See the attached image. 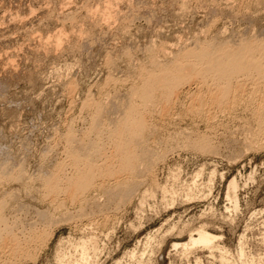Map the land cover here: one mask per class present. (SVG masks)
Instances as JSON below:
<instances>
[{
  "label": "rangeland",
  "instance_id": "rangeland-1",
  "mask_svg": "<svg viewBox=\"0 0 264 264\" xmlns=\"http://www.w3.org/2000/svg\"><path fill=\"white\" fill-rule=\"evenodd\" d=\"M263 32L264 0H0V173L15 179H1L0 231L26 248L15 254L0 240V264H264V124L246 103L251 93L264 103L258 82L240 78L238 107L208 103L199 117L186 108L195 97H219L215 83L207 82L211 94L197 75L180 82L171 103L163 96L143 111L147 126L135 146L147 158L141 176L98 180L104 189L96 184L79 207L66 201L58 209L41 184L58 164L66 175L75 171L66 134L74 136L70 148L85 157L91 149L87 158L102 164L113 129L138 101L141 70L158 75L179 63L183 74L202 48L264 47ZM81 140L98 143L86 148ZM199 230L213 245L185 251ZM35 231L41 243L27 241Z\"/></svg>",
  "mask_w": 264,
  "mask_h": 264
},
{
  "label": "bare ground",
  "instance_id": "bare-ground-1",
  "mask_svg": "<svg viewBox=\"0 0 264 264\" xmlns=\"http://www.w3.org/2000/svg\"><path fill=\"white\" fill-rule=\"evenodd\" d=\"M91 21V20H90ZM82 30V29H81ZM262 31V30H261ZM258 32V31H257ZM264 33V32H263ZM86 35V34H85ZM260 35V34H259ZM80 36H81V34H80ZM263 36V35H262ZM260 37V36H259ZM264 37V36H263ZM80 38H82V37H80ZM256 39V38H255ZM255 39H254V41H255ZM258 41V40H257ZM259 41H262V40H259ZM262 43V42H261ZM244 44V43H243ZM242 44V45H243ZM263 44V43H262ZM224 45V44H223ZM238 46V45H236V46H238V48L236 47V46H234V47H236V49H234V51H232V50H229L228 48H225L224 47V50L225 51H221V46H220V50H219V52L217 53V52H215V50L213 49V48H207V46H206V48H202V50H200L199 51V53H197L198 51H196L195 52V54H196V58H194V53L192 54L193 55V58L195 59V60H193L194 61V63L192 64V62H190L189 64H188V58H187V67H189L188 69H186L187 71L186 72H184L183 74H182V72L183 71H185L183 68H185V66L186 65H184V67L181 65V66H178L179 65V63H175L176 61H178L176 58V60H174V63L175 64H178V65H176V68H174V66H172L173 68H164V69H162L161 71H159V72H161L160 74H158L157 75V73L156 74H153L152 76H151V74L152 73H154V72H151V73H144V72H147V71H145V70H141L140 71V75L142 76V79H143V77L144 76H146V77H144V81H143V84H142V87L141 88H138L137 89V87L135 88L136 90L134 91V89H133V92L135 93V95H136V97H138L137 99H138V101H140V103H138V101L136 100L135 101V105H130L129 103V107L130 108H128V110H127V112L124 114V116L119 120V119H116V120H119L118 121V123H119V125L120 126H118V125H116V127L118 126L119 128H118V132H117V128L115 129L114 127V129L113 130H116V132H114V136L112 137V139H113V142H111L112 141V139H111V143H112V149H110L109 150V154H106V156H105V154H103L104 156V158H103V162H102V164L101 165H98L97 163H94V161H98V159L97 158H94V156H95V151H92V154H93V152H94V154H93V158L95 159V160H92L93 162H91V160H89V159H91L90 157H89V159L87 158L88 156H89V153H90V151H91V149H89L90 151H89V153H87L86 155H87V157H85V156H83L82 155V153L85 155V152H84V150H83V148L81 149L82 151H80V152H78L80 149H78V151L75 149V148H77L76 146H74L75 148H70L69 146H71V143H70V141H71V136H73V135H71L72 133L71 132H69V133H71L70 135L69 134H66V136L67 137H64L65 138V141H67V142H65V143H68V144H70L68 147H67V152H65V153H67L69 156V167H72L71 169H74L75 171L73 172V174L72 173H70L71 175H69V173L66 175V174H64V173H62V168L61 167H63L62 166V164H58V167L61 165V167L57 170V169H54V170H56V172H54L53 173V170H52V173H51V175L50 174H48L46 177H44L45 179H44V181H43V179H42V181H41V184H43L42 182H44V187H45V191H47V197L50 199V200H53L54 201V205H56L57 206V208L58 209H64L65 207H69V206H67L68 204L70 205L71 203L72 204H80L81 203V201H83V198H85V196H86V194L87 193H89V192H91V190L94 188V190H95V188L97 187V189H99L100 187L101 188H103L104 189V187H102L101 185H102V183H100L99 185H98V183H96V182H98V180H102L103 182H106V180H108V179H110V178H112V180H113V177H114V179L116 178L117 179V177L116 176H118L119 174L120 175H122L123 173H124V175L127 173V174H129V176H136V172H138L139 171V174L138 175H140L141 176V174L140 173H143L142 171L144 170L143 169V166L142 165H144L143 164V156L145 155H142V154H140V153H138L137 151H136V148H135V146H137L138 147V145H140L139 144V142L141 141L140 140V138H141V132H143L144 130H145V128H146V120H145V114L147 115V112L145 111V112H143L145 109H147V108H149V106H154L153 104H155L156 102H159V99L161 98V97H165V98H168L169 100H170V103L172 102V100L174 99L173 98V95H174V93L176 92L175 90V87H176V85H178L180 82H183V81H185V83L186 82H188V81H186V80H190L193 76H195V75H197L198 77H200L201 79H199V80H202V82L201 83H203V86H204V88L206 89H208L209 88V84L207 83L208 81H211V82H214L215 84H213L214 86H215V88H216V91H214L213 90V92L215 93L216 92V95L217 94H219V97H218V95L217 96H212L213 94H212V91H210L209 89V93H211L212 95H210V94H205V96L203 97V95L202 96H199L200 94V92L198 91V94L199 95H197V96H199L198 98H196L195 96V98H191L192 99V101H190V103L191 104H189L190 106H188L187 108H186V113H188V114H192L193 116L194 115H197V117H199L198 115H201L200 113H202L203 111H204V109H202V107H204L205 108V105H207L208 103H215L218 107H220L219 105L221 104V102H222V100H226V102H227V100L229 101V103H228V105L231 107V106H234V107H238V106H236V104L239 102V104H240V100H241V97L239 98L238 96H236V92L238 91V89H239V85H240V82H238V81H240L241 79L240 78H243V79H245V80H251L252 82H258L259 84H255L256 86L258 85L259 86V88L257 89L256 88V90L257 91H255V92H257V93H259V94H263L264 93V47H262V46H256L257 44H251V43H249V44H246L245 43V45H243V46ZM258 45H261V44H259L258 43ZM211 46V45H210ZM210 46H208V47H210ZM214 46V45H213ZM212 46V47H213ZM233 46V45H232ZM83 47V46H82ZM218 47V46H217ZM229 48H230V46H228ZM214 48H215V46H214ZM78 49V48H77ZM215 49H217V48H215ZM231 49H232V47H231ZM164 50V49H163ZM192 50V49H191ZM198 50V49H197ZM195 51V50H194ZM217 51V50H216ZM181 52V51H180ZM188 52H190V51H188ZM217 53V54H216ZM182 54V53H181ZM190 54V55H191ZM177 55V54H176ZM183 55H186V57H187V53H185V54H183ZM189 55V56H190ZM178 56H180V55H178ZM177 56V57H178ZM184 59H185V57H183ZM183 58H182V56H181V59L183 60ZM173 59V58H172ZM192 60V59H191ZM179 61H180V59H179ZM173 63V62H172ZM182 63V62H181ZM160 65V64H159ZM167 67H168V65H166ZM178 66V67H177ZM161 67V66H160ZM181 67H183V68H181ZM144 68V67H143ZM160 69V68H159ZM149 74V75H148ZM155 75V76H154ZM157 75V76H156ZM197 76H195V77H197ZM194 78V77H193ZM240 79V80H239ZM108 80H109V78H108ZM111 80V79H110ZM115 80V79H114ZM191 80H195V79H191ZM190 80V81H191ZM196 80H197V78H196ZM199 80H197V81H199ZM245 80H243L244 82H245ZM112 81H113V79H112ZM109 82V81H108ZM117 82V81H116ZM247 82V81H246ZM110 83H112V82H110ZM210 83V82H209ZM238 83H239V85H238ZM243 83V82H242ZM74 84V83H73ZM113 84H115V82L113 83ZM181 84V83H180ZM179 84V85H180ZM182 84H184V82L182 83ZM211 84V83H210ZM243 84H246V83H243ZM243 84H242V88H243ZM248 84V83H247ZM67 85V84H66ZM69 85V84H68ZM117 85V84H116ZM254 85V84H253ZM255 85H254V88H255ZM74 86V85H73ZM201 86V88H203L202 87V85H200ZM210 87H213V86H210ZM75 88V87H74ZM179 88V87H178ZM199 88V87H198ZM214 87L212 88V89H215ZM242 88H241V90H242ZM73 89V88H72ZM71 89V90H72ZM211 89V88H210ZM70 90V91H71ZM207 90V91H208ZM245 90V89H244ZM244 90H243V92H244ZM175 91V92H174ZM206 91V92H207ZM246 91V90H245ZM259 91V92H258ZM132 92V96H134V93ZM240 91H238V93H239ZM115 93V92H114ZM237 93V94H238ZM241 93V92H240ZM129 94V93H128ZM242 94V93H241ZM241 94L239 95V96H241ZM258 94V95H259ZM3 95V94H2ZM196 95V94H195ZM129 96H131V95H129ZM131 96V97H132ZM191 96H193V95H191ZM251 96L253 97V99L252 100H247V105L248 104H254L255 105V116L257 115V117L258 118H260V122L259 123H263L264 124V103H262L260 100H257V98H259V97H257L256 99H255V97H254V94L253 93H251ZM264 96V95H263ZM101 97V96H100ZM130 97V98H131ZM135 97V96H134ZM133 97V98H134ZM124 98V97H123ZM129 98V97H128ZM173 98V99H172ZM244 98V97H243ZM109 99V98H108ZM132 99V98H131ZM140 99V100H139ZM240 99V100H239ZM261 99V98H260ZM88 101H89V99H87ZM239 100V101H238ZM112 101V100H111ZM116 101V100H115ZM119 101H121V100H119ZM189 101V100H188ZM264 101V100H263ZM85 102V101H84ZM94 102V101H93ZM99 102V101H98ZM134 102V101H133ZM132 102V103H133ZM125 103V102H124ZM123 103V104H124ZM245 103V104H246ZM87 104V103H86ZM103 104V103H102ZM227 104V103H226ZM239 104H237V105H239ZM244 104V105H245ZM95 105V104H94ZM105 105V104H104ZM224 105V104H223ZM85 106V105H84ZM99 106H100V104H99ZM116 106V105H115ZM126 106V105H125ZM222 106V105H221ZM225 106V105H224ZM95 107H96V105H95ZM111 107V106H110ZM118 107H120L121 108V106H118ZM118 107H117V110H118ZM123 107V106H122ZM89 108V107H88ZM124 108V107H123ZM97 109H98V107H97ZM225 109V108H224ZM228 108H226V110H227ZM99 110V109H98ZM102 110V109H101ZM121 110V109H120ZM230 110H231V108H230ZM232 110H233V108H232ZM111 111V110H110ZM149 111H150V109H149ZM100 112V111H99ZM102 112V111H101ZM119 112V111H118ZM122 112V111H121ZM96 113V112H95ZM117 113V112H116ZM123 113V112H122ZM98 114V113H97ZM114 114V113H113ZM112 114V115H113ZM151 114V113H150ZM99 116V115H98ZM211 116V115H210ZM118 117V116H117ZM121 117V116H120ZM97 118H99V117H97ZM114 118V117H113ZM116 118V117H115ZM206 118V117H205ZM105 120V119H104ZM208 120V119H207ZM211 121V120H210ZM95 122H98V121H95ZM108 122V121H107ZM110 123V122H109ZM117 124V123H116ZM131 124H134V126H132ZM98 125V124H97ZM101 125V124H100ZM111 125H113V124H111ZM110 125V126H111ZM99 126V125H98ZM114 126V125H113ZM264 126V125H263ZM107 127H108V125H107ZM72 128V127H71ZM95 128V127H94ZM101 128H102V126H101ZM104 128V127H103ZM107 129V128H106ZM112 129V128H111ZM100 130V129H99ZM109 130V129H108ZM143 130V131H142ZM70 131H72V130H70ZM107 133V132H106ZM105 133V134H106ZM113 132H111V134H112ZM100 134V133H99ZM98 134V135H99ZM104 134V133H103ZM69 135V136H68ZM65 136V135H64ZM87 136V135H86ZM96 136V135H95ZM101 136V135H100ZM74 137V136H73ZM82 137V136H81ZM76 138V137H75ZM89 138H90V135H89ZM102 138V137H101ZM84 139H85V137H84ZM97 139V138H96ZM73 140H74V138H73ZM110 140V139H109ZM75 141V140H74ZM73 141V142H74ZM82 141V140H81ZM139 141V142H138ZM143 141V140H142ZM26 142V141H25ZM72 142V143H73ZM83 142V141H82ZM96 141H94L93 142V145H94V143H95ZM102 142V141H101ZM138 142V143H137ZM64 143V144H65ZM98 142H96V144H97ZM100 143V142H99ZM110 143V144H111ZM136 143L138 144V145H136ZM143 143V142H142ZM28 144V143H27ZM83 144H84V142H83ZM91 144V143H90ZM109 144V145H110ZM77 145L78 146H81L82 144H78L77 143ZM85 145V146H84ZM83 146L84 147H88V148H94L95 147V145L93 146H91L90 145V147L89 146H86V142H85V144H84ZM87 145H89V144H87ZM98 145H96V147H97ZM56 147V146H55ZM100 147V146H99ZM111 147V146H110ZM141 147H142V145H141ZM145 147V146H144ZM79 148V147H78ZM98 148V147H97ZM96 148V149H97ZM105 148V147H104ZM108 148V147H107ZM100 149H101V147H100ZM100 149H98L99 151L98 152H102L103 151V149H102V151H100ZM143 149V148H142ZM66 150V149H65ZM92 150H94V149H92ZM11 151V150H10ZM87 151V150H86ZM138 151H140L139 149H138ZM144 151V150H143ZM142 151V152H143ZM97 152V150H96V153H98ZM104 152V151H103ZM102 152V153H103ZM141 152V153H142ZM148 152V151H147ZM150 152V151H149ZM154 152V151H153ZM152 152V153H153ZM146 153V152H145ZM151 153V154H152ZM49 154V153H48ZM91 154V153H90ZM139 154H140V156H139ZM150 154V153H149ZM99 155H101L100 153H99ZM98 155V156H99ZM148 155V154H147ZM146 155V156H147ZM20 156V155H19ZM149 156V155H148ZM3 157V156H2ZM44 157V156H43ZM67 157V158H68ZM100 157V156H99ZM64 158V157H63ZM92 158V159H93ZM146 158V157H145ZM144 158V159H145ZM44 159V158H43ZM97 159V160H96ZM147 159V158H146ZM101 160V159H100ZM151 160V159H150ZM155 160V159H154ZM65 162V161H64ZM67 162V161H66ZM145 162V161H144ZM2 163H4V161L2 162ZM10 163H12V162H10ZM17 163V162H16ZM8 164H9V162H8ZM8 164L6 165V163H5V166L3 165V167L5 168L6 166L8 167ZM14 164V163H13ZM22 164V163H21ZM12 165V164H11ZM17 165V164H16ZM65 165H67L66 163H65ZM15 166V165H14ZM147 166V165H146ZM2 167V166H1ZM7 167L5 168V172L6 171H8V173L10 172L9 171V169H7ZM13 167V166H12ZM19 167H21V166H19ZM56 167V166H55ZM65 167V166H64ZM63 167V168H64ZM67 167V166H66ZM65 167V168H66ZM9 168H11V166H9ZM16 167H13V168H11V170L12 169H15ZM18 168V167H17ZM16 168V169H17ZM50 168V167H49ZM68 168V167H67ZM147 168V167H146ZM145 168V171L144 172H146V169ZM152 168V167H151ZM1 169V168H0ZM41 169V168H40ZM142 171H141V170ZM21 170V169H20ZM45 170V169H44ZM47 170V169H46ZM1 171H2V169H1ZM4 171V170H3ZM148 171V170H147ZM15 172L16 173V171H11V175L13 174V173ZM2 173H4V172H2ZM7 173V172H6ZM5 173V174H6ZM14 173V174H15ZM22 173H23V171H22ZM147 173V172H146ZM5 174H1L0 173V186H1V179H7V178H9V174L7 175L8 177H6L5 176ZM46 174V173H45ZM135 174V175H134ZM4 175V176H3ZM16 175H18V174H16ZM23 175V174H22ZM50 175V176H49ZM3 176V177H2ZM14 176V175H13ZM128 176V177H129ZM17 177H19V176H17ZM22 177V176H21ZM20 177V178H21ZM119 177V176H118ZM123 177V176H122ZM127 177V176H126ZM127 177V178H128ZM130 177V178H131ZM11 178V177H10ZM9 178V179H10ZM15 178V177H14ZM121 178V177H120ZM3 179V180H4ZM11 179H13V177L11 178ZM28 179V178H27ZM13 180H15V179H13ZM19 180V179H18ZM32 180V179H31ZM37 180H39V179H37ZM36 180V181H37ZM40 180H41V178H40ZM133 180V179H132ZM7 181V180H6ZM111 181V180H110ZM110 181H108V182H110ZM137 181V180H136ZM4 183H5V180L3 181ZM8 182H9V180H8ZM21 182V181H20ZM25 182V181H24ZM27 182V181H26ZM114 182V181H113ZM126 182V181H125ZM132 182V181H131ZM131 182H127V183H131ZM134 182H135V180H134ZM133 182V183H134ZM7 183V182H6ZM118 183L120 184H123L122 183V181L120 182V181H118ZM132 183V188H134V184ZM97 184V186L95 187V185ZM115 184H117V181L115 182ZM119 184H117V186L116 187H119ZM129 184H127L128 185V187H129ZM104 185V184H103ZM106 185V184H105ZM124 185V184H123ZM126 185V184H125ZM100 186V187H99ZM114 186V187H115ZM136 186V185H135ZM30 187V186H29ZM42 187V186H41ZM99 187V188H98ZM121 188L120 189H122L123 190V186H120ZM127 187V188H128ZM100 188V189H101ZM236 185H235V183L233 182V183H231L230 184V189H232L233 190V192L236 190ZM96 189V190H97ZM103 189L100 191V192H102L103 191ZM105 189H107L106 187H105ZM111 189H112V187H111ZM113 189H116V188H113ZM113 189H112V191H113ZM128 189H130V187L128 188ZM125 190V189H124ZM107 191V192H106ZM105 192L106 193H110L111 191H110V189H109V191L110 192H108V189L106 190ZM118 191V190H117ZM117 191H115L116 193H117ZM105 192H102V194H104ZM122 192V191H121ZM128 192V191H127ZM127 192H122L121 193V196H122V194H126ZM230 192V191H229ZM13 193V192H12ZM46 193V192H45ZM112 193V192H111ZM118 193H119V191H118ZM61 194H63L62 196L64 197V199L65 200H63V202H59V199H60V197L59 196H61ZM16 195V194H15ZM44 195H46V194H44ZM105 195V194H104ZM107 195V194H106ZM109 195V194H108ZM112 195H114L113 193H112ZM13 196V195H12ZM103 196V195H102ZM110 196H111V194H110ZM15 197V196H14ZM41 197V196H40ZM43 197H45L46 198V196H43ZM105 197V196H104ZM118 197V196H117ZM228 197L231 199V200H233L232 198H234V200H235V197H231V195L228 193ZM5 198V197H4ZM86 199V198H85ZM84 199V200H85ZM110 199H112V198H110ZM109 199V200H110ZM124 200H125V198H123ZM46 200V199H45ZM50 200H48V201H50ZM0 201H1V197H0ZM9 201V200H8ZM52 201V202H53ZM60 201H62V200H60ZM66 201H68L69 203L68 204H65L66 203ZM120 201V200H119ZM1 202H3V201H1ZM0 202V210H3V208H4V206H2L3 205V203H1ZM5 202V201H4ZM86 203V202H85ZM121 203V202H120ZM2 204V205H1ZM81 205V204H80ZM83 205V204H82ZM85 205V204H84ZM21 206V205H20ZM55 206V207H56ZM71 206V205H70ZM74 206V205H73ZM78 206V205H77ZM76 206V207H77ZM86 206V205H85ZM3 207V208H2ZM7 207V206H6ZM79 207V206H78ZM81 207V206H80ZM83 207V206H82ZM56 208V209H57ZM85 208V207H84ZM80 209V208H79ZM48 210V209H47ZM82 210H83V208L80 210V213L82 212ZM58 211V210H57ZM65 211H67V210H65ZM78 211V210H77ZM85 211V210H84ZM38 212V211H37ZM40 212V211H39ZM51 212V211H50ZM2 213V212H1ZM19 213V212H18ZM48 212H45V213H43V212H41L39 215L40 216H44L45 218H47V214ZM67 213V212H66ZM80 213L78 214V215H80ZM86 213V212H85ZM85 213H83V215H85ZM73 214H75V213H73ZM90 214V213H89ZM59 215V214H58ZM66 215V214H65ZM39 216V217H40ZM62 216H64V215H62ZM70 218H71V216L70 215H68ZM52 217V216H51ZM81 217V216H80ZM37 218V217H36ZM4 219V218H3ZM38 219V218H37ZM63 220L62 221H64V218H62ZM46 220V219H45ZM52 220V219H51ZM50 220V221H51ZM54 220H55V218H54ZM2 222H4V220H2V216H1V214H0V227H1V225H2ZM52 222V221H51ZM67 222V221H66ZM47 223V222H46ZM63 223V222H62ZM6 223H4L2 226H4ZM44 224V223H43ZM46 225V224H45ZM7 226V225H6ZM5 226V227H6ZM33 226V225H32ZM4 227V228H5ZM8 227V226H7ZM36 227V226H35ZM3 228V227H2ZM1 228V229H2ZM4 228L2 229V230H4ZM8 228H10V226L8 227ZM8 228L7 229H5V230H7L8 231ZM34 228V227H33ZM31 229V228H30ZM46 229V228H45ZM4 230V231H5ZM10 230L11 229H9V233H10ZM6 231V232H7ZM36 232V231H35ZM45 232V231H44ZM1 233H2V235H3V232L2 231H0V240H1V244H4V242L5 241H8L6 244H8L9 243V247H11V250H14V253L16 254V253H18L19 251H22V250H24V248H25V246H24V244L23 243H19L18 241H17V237H15L14 235V237H12V235H11V238H10V240H6V237H4V239H2V237H1ZM9 233L7 232V234L9 235ZM31 233V232H30ZM6 234V235H7ZM12 234H13V232H12ZM50 234V233H49ZM5 235V234H4ZM5 235V236H6ZM42 236H44V235H42ZM42 236H41V234H37V232L33 235V233H32V236L30 237L29 236V239H27V241H29L30 240V238L32 239V240H35L36 241V243L37 242H40L43 238H42ZM7 238H9V237H7ZM213 240H214V238L211 236V235H209L207 232H205L204 230H199L198 232H197V234L195 235V236H193V237H190V239H189V242L187 243V244H184L183 245V247L185 248L184 250L185 251H187V250H189L188 248H189V246L190 247H195V246H197V245H200V246H203V247H205V248H210L212 245H213ZM18 242V243H17ZM30 242V241H29ZM42 242V241H41ZM40 242V243H41ZM1 244H0V246H1ZM3 246V245H2ZM40 247V246H39ZM3 248V247H2ZM0 249H1V247H0ZM10 249V248H9ZM26 249V248H25ZM37 249V248H36ZM81 250H82V255L83 256H85V257H87V254H88V249H86V247H85V244L84 243H82V245H81ZM20 253H22V252H20ZM19 254V253H18Z\"/></svg>",
  "mask_w": 264,
  "mask_h": 264
}]
</instances>
